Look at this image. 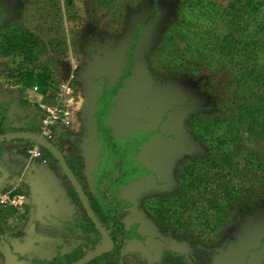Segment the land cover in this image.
I'll return each instance as SVG.
<instances>
[{
  "label": "rangeland",
  "instance_id": "1",
  "mask_svg": "<svg viewBox=\"0 0 264 264\" xmlns=\"http://www.w3.org/2000/svg\"><path fill=\"white\" fill-rule=\"evenodd\" d=\"M177 1L156 0L153 6L152 0H73L69 14L64 0H0V31L19 22L38 34L46 46L39 62L60 71L53 75L54 84L70 81L78 96L90 100L88 112L78 114L87 118L88 125L83 133H75L86 150L77 144L73 151L83 160L92 194L96 196L98 173L103 168L116 173L119 158L115 153L124 151L126 176L116 187L117 197L129 205L124 210L128 235L121 264H264L261 143L245 142V146L257 152L262 169L244 172L242 157L235 155L237 171L207 170L206 181L213 191L222 194L221 189L230 185L242 200L241 207L228 212L230 224L223 223L219 237L208 241L210 229L189 226L188 219L197 214L191 210L183 216L185 226L164 229L148 213V198L174 191L185 163L206 155L205 147L189 133L187 122L191 117L213 115L208 90L218 92L220 85L233 79L223 65L209 67L204 57L196 56L193 59L201 66L197 77L167 71L169 51L186 46L184 41L163 38L166 25L176 19ZM215 1L225 4V0ZM12 67L0 56V101L10 102L14 113L26 117L14 96L30 98L33 89L8 76ZM105 100L99 126L109 128L106 133L96 125ZM106 134L113 144L103 142ZM37 207L31 234L14 237L6 230L0 238V245H8L14 256L25 257L31 264L33 259L51 260L92 237L73 226L80 211L69 197L54 194ZM172 241L184 243L188 250L170 247Z\"/></svg>",
  "mask_w": 264,
  "mask_h": 264
},
{
  "label": "trees",
  "instance_id": "2",
  "mask_svg": "<svg viewBox=\"0 0 264 264\" xmlns=\"http://www.w3.org/2000/svg\"><path fill=\"white\" fill-rule=\"evenodd\" d=\"M72 1L64 0L69 14L71 10L68 7H72ZM152 1L155 6L156 0ZM176 6V19L166 25L163 38L184 41L186 46H177L169 51L167 71L176 69L197 77L201 66L193 59L196 56L204 57L209 67L223 65L233 79L220 85L218 92L208 90L212 102L208 108L214 112L213 115L191 117L187 122L189 133L205 147L206 155L200 160L191 159L185 163L178 175L177 188L171 193H153L146 206L160 229L185 226L184 214L189 210L197 213L188 219V225L198 226L201 230L210 229L208 241H211L219 237L217 231L223 227V223L224 226L227 222L230 224L228 212L241 207L242 200L238 192L233 193L230 185L221 189L222 194L213 191L206 181L207 170L224 168L230 172L237 171L235 155L242 157L244 172L262 169L257 152L245 146V142L264 145V0H225V4L215 0H178ZM54 7L58 8L56 4ZM45 51L46 46L40 36L22 23L8 24L0 31V56L13 65L10 69L13 71L8 76L18 80L26 89L36 87L40 95L52 97L57 86L52 80L53 70L39 62ZM101 102L103 106H99L96 119L98 129L103 122L107 100ZM100 130L106 133L109 128ZM21 132L38 133L36 117L19 116L14 113L10 102L0 101V137ZM70 134L59 136L55 143L48 142L70 168L95 220L107 232L113 244L109 252H103L84 264H121L122 246L128 235L123 223L124 210L129 205L117 197L116 187L124 183L126 176V169L122 166L125 153L122 150L115 153L119 158L116 173L104 168L98 173L95 196L86 183L83 160L64 152V146L70 143ZM104 137L103 142L113 144L109 135ZM5 141L21 142L27 147L36 143L30 138ZM40 148L44 159L59 167L69 185L67 195L71 204L80 211L73 226L92 237L64 255H57L51 260L33 259L32 262L75 264L94 252L101 245L102 238L56 157L46 148ZM15 194L22 195V192L17 190ZM18 259L27 260L25 257Z\"/></svg>",
  "mask_w": 264,
  "mask_h": 264
},
{
  "label": "crops",
  "instance_id": "3",
  "mask_svg": "<svg viewBox=\"0 0 264 264\" xmlns=\"http://www.w3.org/2000/svg\"><path fill=\"white\" fill-rule=\"evenodd\" d=\"M14 97L16 98V105L20 106L23 116L33 118V115L39 112L41 103V95L39 93L33 91L30 98L20 95H15ZM84 101H86V108L83 112H88L90 100L85 97ZM86 119L77 118L76 127L68 132L73 134H70V143L64 146L65 153L74 154L73 149L77 148V144L82 145V149L86 150L81 141L78 142L76 139L77 132L83 133L84 127L88 125ZM89 126L91 125L89 124ZM26 149L27 145L21 142H0V190H12L13 193L19 190L26 198V215L17 226H7L4 215H0L1 239L5 235L6 230H11L14 233V237L24 236L25 233L31 234L35 230L36 226L34 225L37 224L33 220V213L36 214L38 209L37 205L46 203L48 198L54 194L60 198L68 197L69 185L59 167L46 160V162L38 159L31 160L26 153ZM0 254L3 257V261H0L1 264H11L12 262H15V264H31L27 260L18 259L21 256H14L8 245H0Z\"/></svg>",
  "mask_w": 264,
  "mask_h": 264
},
{
  "label": "built area",
  "instance_id": "4",
  "mask_svg": "<svg viewBox=\"0 0 264 264\" xmlns=\"http://www.w3.org/2000/svg\"><path fill=\"white\" fill-rule=\"evenodd\" d=\"M37 92V88H32ZM38 93V92H37ZM85 98L76 93L70 81L60 83L52 97L41 95L39 112L33 115L38 123V134L47 141L57 142L61 135H66L77 125L78 114L86 108ZM26 153L31 160L46 162L40 146L35 143L27 147ZM26 198L12 190H0V215H4L9 227L17 226L26 215Z\"/></svg>",
  "mask_w": 264,
  "mask_h": 264
},
{
  "label": "water",
  "instance_id": "5",
  "mask_svg": "<svg viewBox=\"0 0 264 264\" xmlns=\"http://www.w3.org/2000/svg\"><path fill=\"white\" fill-rule=\"evenodd\" d=\"M52 70H53L54 75H58L60 73L57 66H53ZM14 138H30L31 140L35 141L41 147H44L47 150H49L56 157L60 167L62 168V170L64 171V173L68 177L69 181L74 186L79 197L81 198L82 205H83V208H84L86 214L91 219L92 223L94 224V226L98 230L99 234L101 235V238H102L101 245L98 246L94 252L89 253L85 258H83L82 260L78 261L75 264H84L87 261L101 255L103 252H109L113 247V244H112V241H111L109 235L102 228V226L95 220V217H94V215H93V213H92V211H91V209L87 203V200H86L83 192L81 191V188H80L78 181L74 177L70 168L68 167L66 162L63 160L61 154L57 151V149L38 133H26V132L11 133V134H7L5 136L0 137V142L5 141V140H9V139H14ZM174 245L178 246V247H182L183 248L182 250H184V251L188 250V247L184 243L172 241L170 243V247H173Z\"/></svg>",
  "mask_w": 264,
  "mask_h": 264
},
{
  "label": "flooded vegetation",
  "instance_id": "6",
  "mask_svg": "<svg viewBox=\"0 0 264 264\" xmlns=\"http://www.w3.org/2000/svg\"><path fill=\"white\" fill-rule=\"evenodd\" d=\"M173 247L179 248L178 246H175V245H174ZM180 248H181V247H180Z\"/></svg>",
  "mask_w": 264,
  "mask_h": 264
}]
</instances>
